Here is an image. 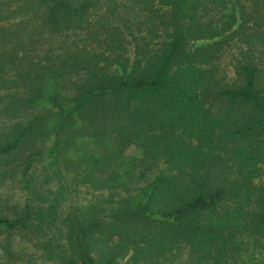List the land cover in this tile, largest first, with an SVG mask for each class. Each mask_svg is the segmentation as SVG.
Masks as SVG:
<instances>
[{"label":"trees","instance_id":"1","mask_svg":"<svg viewBox=\"0 0 264 264\" xmlns=\"http://www.w3.org/2000/svg\"><path fill=\"white\" fill-rule=\"evenodd\" d=\"M263 164L264 0H0V187L25 192L0 235L50 264H264ZM80 185L118 200L64 211Z\"/></svg>","mask_w":264,"mask_h":264},{"label":"rangeland","instance_id":"2","mask_svg":"<svg viewBox=\"0 0 264 264\" xmlns=\"http://www.w3.org/2000/svg\"><path fill=\"white\" fill-rule=\"evenodd\" d=\"M133 150L129 151L131 153ZM48 166V163L46 164ZM46 167V166H45ZM163 169L162 166L158 170ZM11 180L6 181L0 187V195L9 203V206L22 207L25 192L22 190L19 178L14 179L13 184ZM257 183L264 185V164L262 165V174L257 180ZM57 189V187H54ZM118 200L111 197L109 192H101L95 188L80 185L77 188H70L67 195L62 198L64 211H78L82 212L90 205H107L108 201ZM36 247L29 243L27 239L22 238V235L14 234L10 238L8 235H0V264H50L51 260L41 255ZM187 254L181 257V260H186ZM127 259H124L127 262ZM184 262H177L183 264Z\"/></svg>","mask_w":264,"mask_h":264}]
</instances>
